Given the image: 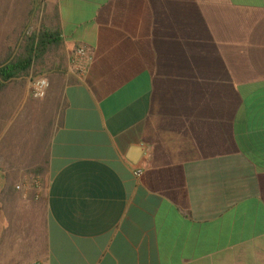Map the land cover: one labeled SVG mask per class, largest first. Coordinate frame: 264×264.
Returning <instances> with one entry per match:
<instances>
[{
  "label": "crops",
  "instance_id": "crops-1",
  "mask_svg": "<svg viewBox=\"0 0 264 264\" xmlns=\"http://www.w3.org/2000/svg\"><path fill=\"white\" fill-rule=\"evenodd\" d=\"M0 28L62 59L46 142L0 132V264H264V0H0Z\"/></svg>",
  "mask_w": 264,
  "mask_h": 264
},
{
  "label": "rangeland",
  "instance_id": "rangeland-1",
  "mask_svg": "<svg viewBox=\"0 0 264 264\" xmlns=\"http://www.w3.org/2000/svg\"><path fill=\"white\" fill-rule=\"evenodd\" d=\"M14 37L15 34L13 33L6 35L0 33V39L8 38L7 43H0V53L7 51H1V46L4 48L7 45H11ZM60 60L62 59L59 52L51 54L44 64L34 70L31 77L12 83L6 92L0 94V132L7 128L38 131L39 134L44 133V136L40 135L42 136L43 144L46 142V137L52 129V123L49 120L58 111L62 93L60 78L54 72L55 66ZM38 78L47 79L50 85L47 97L43 100H36L32 96V83L34 79ZM39 139L41 143V138ZM43 160L42 167L46 170L45 158ZM36 165L34 162L35 167ZM35 171L33 170V172Z\"/></svg>",
  "mask_w": 264,
  "mask_h": 264
},
{
  "label": "trees",
  "instance_id": "trees-1",
  "mask_svg": "<svg viewBox=\"0 0 264 264\" xmlns=\"http://www.w3.org/2000/svg\"><path fill=\"white\" fill-rule=\"evenodd\" d=\"M60 45L59 33L41 31L24 37L17 49H10L0 57V94L6 92L12 83L31 77L51 54L59 52ZM45 171L40 168L34 173L40 176Z\"/></svg>",
  "mask_w": 264,
  "mask_h": 264
},
{
  "label": "built area",
  "instance_id": "built-area-1",
  "mask_svg": "<svg viewBox=\"0 0 264 264\" xmlns=\"http://www.w3.org/2000/svg\"><path fill=\"white\" fill-rule=\"evenodd\" d=\"M37 4L42 8L45 4V0H36ZM92 62V57L85 49H77L73 59L72 67L75 73L83 76L87 73L88 68ZM49 82L45 78L34 79L32 83V96L36 100H43L47 97ZM137 167V166H136ZM134 168L135 176L141 177L144 174L142 168Z\"/></svg>",
  "mask_w": 264,
  "mask_h": 264
},
{
  "label": "water",
  "instance_id": "water-1",
  "mask_svg": "<svg viewBox=\"0 0 264 264\" xmlns=\"http://www.w3.org/2000/svg\"><path fill=\"white\" fill-rule=\"evenodd\" d=\"M143 155H144L143 149L136 147L130 152L128 159L132 163L138 164L140 162L141 158L143 157Z\"/></svg>",
  "mask_w": 264,
  "mask_h": 264
}]
</instances>
